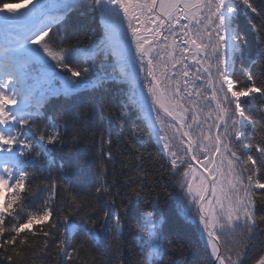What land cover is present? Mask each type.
<instances>
[{"label":"snow or ice","instance_id":"6c2138e0","mask_svg":"<svg viewBox=\"0 0 264 264\" xmlns=\"http://www.w3.org/2000/svg\"><path fill=\"white\" fill-rule=\"evenodd\" d=\"M96 93L118 107L49 112ZM78 143L83 158L59 155ZM169 188L200 264H264V4L0 0V264H129L140 234L135 264H188L166 232Z\"/></svg>","mask_w":264,"mask_h":264},{"label":"trees","instance_id":"16d2710c","mask_svg":"<svg viewBox=\"0 0 264 264\" xmlns=\"http://www.w3.org/2000/svg\"><path fill=\"white\" fill-rule=\"evenodd\" d=\"M257 5L264 4V0H255ZM253 23H259V18L253 20ZM248 39L253 46L256 45V34L249 29ZM114 90V89H113ZM103 99L105 102H111L114 106L118 107L116 101H114L111 97V94H103L96 93L92 96L85 95L78 99L73 100H59L53 101V103L49 106V112H63L68 111L70 115L78 116L80 111L87 107L88 104H95L96 107H99L100 99ZM107 115V114H106ZM108 121L115 123V117L112 115H107ZM127 121L126 127L131 128L133 126L134 115H129L125 117ZM139 123V121H137ZM76 125V121L73 119H69L66 122L67 130L71 131L73 127ZM143 127V125H140ZM126 134V133H125ZM145 144L148 146L149 151H153L154 149L151 147V144L148 140L147 133H144ZM119 150H114L116 152V166L117 169L120 168L121 162L126 159L125 155H122V152H126V146L120 145L118 146ZM89 151L87 145L85 143H78L76 145L65 146L59 151V155H62L66 160L75 163L77 158H83L85 154ZM147 154V153H145ZM89 165L88 169H85L84 175L81 178V189H87L91 187V183L93 181L92 167L95 163V156H88ZM149 170H151V164L148 165ZM55 172V169H53ZM151 179V177H150ZM168 192L169 196L166 197V203L164 204V212L166 217V232L169 237L173 239H182L184 243L187 245L186 258L188 264H200V262L204 259V251L201 246L200 241L198 240V229L194 223L186 222L182 216L177 214V208L179 205V201L177 199V192L173 188H169ZM104 237V247H107V242L110 241V237L107 233H103ZM127 237V231L125 233ZM141 236L137 235L136 239L129 242L128 247L134 248L135 252L130 253L125 250V259L129 262V264H135L136 256L141 251ZM104 248L102 247L100 252L102 253ZM107 260L106 256H101L100 253L97 254V264H104V261ZM180 257L175 253H170L165 257V264H179Z\"/></svg>","mask_w":264,"mask_h":264}]
</instances>
